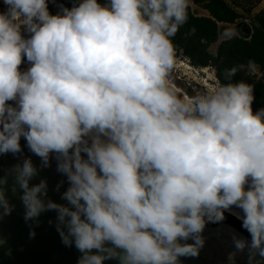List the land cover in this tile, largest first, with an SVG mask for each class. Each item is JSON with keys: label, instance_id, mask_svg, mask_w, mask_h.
<instances>
[{"label": "clouds", "instance_id": "9594fccd", "mask_svg": "<svg viewBox=\"0 0 264 264\" xmlns=\"http://www.w3.org/2000/svg\"><path fill=\"white\" fill-rule=\"evenodd\" d=\"M190 2L82 0L50 15L47 0H4L0 154L19 153L21 137L43 166L56 154L70 183L67 205L45 199L46 181L30 185V159L14 179L24 219L55 210L62 242L82 253L78 264L117 256L120 264H179L199 254L206 223L233 205L251 235L250 244L234 238L235 248L264 256V109L253 113L243 80L191 97L173 84L172 38ZM24 56L32 66L21 72ZM245 68L255 66H233L224 79ZM13 208L0 188V215Z\"/></svg>", "mask_w": 264, "mask_h": 264}, {"label": "water", "instance_id": "95a60500", "mask_svg": "<svg viewBox=\"0 0 264 264\" xmlns=\"http://www.w3.org/2000/svg\"><path fill=\"white\" fill-rule=\"evenodd\" d=\"M191 10L195 16H208L209 13L198 5L190 2ZM250 27L248 36L252 35V27L248 22H238L234 24L220 23L218 25L219 33L232 29L233 34L239 33L244 26ZM21 72L29 68L18 66ZM21 151L19 153L0 154V188L5 190L7 198L11 205H14L13 211L8 215H0V264H78L82 253L75 245L66 246L57 231V212L48 210L35 220L24 219V205L20 199L22 190L15 184L14 169L16 166H22L25 159H30L33 166L37 169L36 175L30 180V185L40 183L41 180L47 182L46 200H52L59 204L67 205V201L62 199L63 193L70 186L67 176L57 170L58 161L52 155L49 156L48 166L42 165V160L28 148L26 140L21 137ZM52 157V158H51ZM15 188V191H13ZM2 211V210H0ZM227 212V211H226ZM229 213V212H227ZM234 216L242 223V219ZM225 224V223H224ZM238 230V229H237ZM34 232V235L31 233ZM228 231L223 227V223L209 227L205 226L201 236L204 244L200 248L197 256H181L179 264H264V256L255 254L250 258V250L246 246L243 250H237L234 246V238L244 239L249 244L251 238L238 231ZM191 239L181 241V243H192ZM108 247H113L110 242ZM96 254L98 250H91ZM117 252L123 254L122 249ZM230 254H234L229 259ZM103 264H120L119 257L106 259Z\"/></svg>", "mask_w": 264, "mask_h": 264}, {"label": "trees", "instance_id": "16d2710c", "mask_svg": "<svg viewBox=\"0 0 264 264\" xmlns=\"http://www.w3.org/2000/svg\"><path fill=\"white\" fill-rule=\"evenodd\" d=\"M82 0H47L49 14H58L62 9H71L78 6ZM194 4L203 8L209 16H195L191 6L188 9V18L172 38L174 46L183 51L190 63L194 66H212L220 83L245 81L253 88L252 111L264 109V0H193ZM101 6H107L108 0H98ZM234 24L248 22L252 27L250 38L234 36L220 43L216 54L211 53L209 46L217 41V23ZM27 35V33H25ZM252 62L259 70L247 68L238 71L231 81L224 79V72L233 66L245 65ZM191 94V93H190ZM192 95V94H191ZM8 104L16 106L12 101ZM86 158V154L82 153ZM231 221L245 234L249 232L242 227V223L234 217Z\"/></svg>", "mask_w": 264, "mask_h": 264}, {"label": "rangeland", "instance_id": "374dc122", "mask_svg": "<svg viewBox=\"0 0 264 264\" xmlns=\"http://www.w3.org/2000/svg\"><path fill=\"white\" fill-rule=\"evenodd\" d=\"M6 11L7 5L4 4V0H0V13H4ZM25 33H27V35ZM21 35L23 38L27 39L30 37L31 33L27 32L24 28H22ZM210 50L214 51V47L212 46ZM22 58H26V56ZM171 80L173 84L174 82H177L181 86V88L188 89L192 93L191 96H194L203 90L210 89L214 87L217 83H219V81L215 77V71L212 68H205L203 70L194 68L190 65L189 60L183 55V53L179 51H177L176 64L171 72ZM175 86L177 87L178 85ZM177 89L187 95L182 89H179L178 87ZM10 101L16 104V101ZM231 224L234 226V228L236 227L238 229L237 225H235L232 221ZM240 232L242 231L240 230ZM247 236L250 237L249 235Z\"/></svg>", "mask_w": 264, "mask_h": 264}, {"label": "flooded vegetation", "instance_id": "af4514ba", "mask_svg": "<svg viewBox=\"0 0 264 264\" xmlns=\"http://www.w3.org/2000/svg\"><path fill=\"white\" fill-rule=\"evenodd\" d=\"M54 10V13L52 14V15H57L58 14V9L57 8H55V9H53ZM209 16V15H208ZM217 24H220L219 22L217 23ZM225 32L226 31H221V35H220V33H219V28H218V30H217V35H218V37H217V41H215L214 43H211L210 44V46H209V50H210V48L213 46L214 47V51H211V53H213V54H216L217 53V51H218V48H219V45H220V43L221 42H223V41H225V40H228V39H231L232 37H234V36H241V37H243V36H248V34H249V32H250V27L249 26H244V27H242L240 30H239V33H235V34H232L231 36H225ZM178 51V50H177ZM179 52H181V53H183V51H181V50H179ZM183 55L186 57V55L183 53ZM25 57V56H24ZM187 58V57H186ZM188 59V58H187ZM189 60V59H188ZM189 63H190V61H189ZM190 65L191 66H193L194 68H197V69H205V68H212L214 71H215V68L214 67H212V66H205V67H200V66H194V65H192L191 63H190ZM254 71H255V73H257L259 76H260V73H259V70H258V68L255 66V68H254ZM215 77L217 78V76H216V71H215ZM217 80L219 81V79L217 78ZM220 83V82H219ZM174 84L175 85H178L177 87L179 88V89H182L188 96H190L191 97V92L188 90V89H186V88H181V86L177 83V82H174ZM191 93V94H190ZM52 158V157H51ZM55 159V158H54ZM55 160H57V159H55ZM249 187V185L248 184H246L245 185V189L247 190V188ZM233 206H235V205H233ZM236 207V206H235ZM231 217H233V216H231L229 213H227V212H225L224 211V222H225V224H229V225H232L231 224ZM235 218V217H234ZM221 224V223H220ZM217 225H219V222H208V223H206V225L205 226H209V227H213V226H217ZM233 226V225H232ZM234 227V226H233ZM236 228V227H235ZM237 229V228H236ZM238 230H239V228H238ZM240 231V230H239ZM243 233V232H242ZM246 235V234H245Z\"/></svg>", "mask_w": 264, "mask_h": 264}, {"label": "bare ground", "instance_id": "6f19581e", "mask_svg": "<svg viewBox=\"0 0 264 264\" xmlns=\"http://www.w3.org/2000/svg\"><path fill=\"white\" fill-rule=\"evenodd\" d=\"M21 65L23 66V67H26V68H30L31 66H32V62H30V61H28L26 58H22V62H21ZM102 139H103V137H102ZM54 155H52V157L53 158H55L56 159V154L55 153H53ZM225 212L227 211V212H229V213H232L233 215H236L237 217H239L240 219H242L243 218V216H244V213H243V211H242V209H240V208H238V207H235V206H231L229 209H227V210H224ZM231 215V214H230ZM232 216V215H231ZM234 217V216H233ZM225 219V218H224ZM222 220V221H219V224L220 223H223V227L225 228V229H227L228 231H232V232H236L240 237H243L239 232H238V230L237 229H235L234 227H232V226H230V225H228V224H224L225 222V220Z\"/></svg>", "mask_w": 264, "mask_h": 264}]
</instances>
